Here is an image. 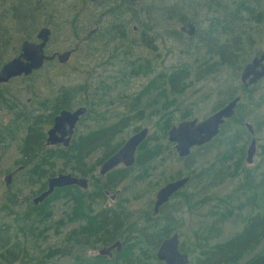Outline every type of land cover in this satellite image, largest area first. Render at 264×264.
I'll return each mask as SVG.
<instances>
[{"label": "trees", "instance_id": "trees-1", "mask_svg": "<svg viewBox=\"0 0 264 264\" xmlns=\"http://www.w3.org/2000/svg\"><path fill=\"white\" fill-rule=\"evenodd\" d=\"M118 1L121 7L134 4L131 0ZM249 2L252 1L240 0L234 4L232 12L226 10L225 13L228 16H225L224 23L213 31L214 43L212 42L211 46L207 45L208 59L202 65L207 74L221 71L222 67L236 70L240 67V63H243L240 62L239 56L244 48L243 35L237 33L236 37L231 36L228 40H222V37L226 38L235 29L237 31L240 29L236 25L241 20L238 19L239 13L245 12L249 20L263 23V18L253 12ZM47 6L39 0H28L25 7L26 26L29 24L37 26L41 10L43 11ZM230 15L237 18H230ZM177 19L184 24L188 22L184 15L178 16ZM108 32L118 33V37L123 38L122 35H127V26L125 23L117 22ZM132 32H135L134 28ZM89 38L84 40L89 43V46H101L111 50L113 54L108 55L111 66L120 63L124 65L116 73H111L108 78L119 82V80H129L131 77L148 74L149 66H135L128 61L130 57L118 63L110 61L111 59L119 60L115 54L123 48L133 47L134 41L128 38L125 42L119 43L116 40L101 38L102 42H97V38ZM248 43L252 42L249 40ZM124 54L128 55L129 52ZM118 75H120L119 80H117ZM188 77L189 67L177 68L169 74H161L150 79L148 84L136 93V105L146 99L147 108H156L154 111L146 112L151 118H157L155 123L158 130L148 135L137 151L133 166H136L138 172L134 175L133 182L146 183L160 180L168 184L173 179L181 177L179 172L166 178L162 171L158 178L153 180V173L159 169L164 157L173 152L167 141V131L175 125L173 123L175 113H181L180 122L190 120V112L183 111L184 107L180 105L178 98L191 84ZM103 84L104 82H100L99 87L92 92L87 85L80 88V91L79 87H60L54 96L46 97L42 102L40 97L36 96L35 100L39 103H25L23 113L20 117H15L16 132L19 131L18 124L25 118L27 122L25 130L20 129L25 131L26 136L20 144H16L17 149L24 156L21 162L17 161L18 165H23L17 169V174H24L26 186L33 188L37 186L38 189L32 198V205L30 201L27 202V207L21 213L13 210L20 205L18 194H14L9 204L6 202L4 205L3 211L8 212L9 219L7 222L0 221V264H163L157 259L156 252L162 241L172 234H177L175 229L178 213L184 208L191 211L208 206L213 200L210 192L214 187V181L216 180V184L224 182L223 178L228 174L230 167H234L235 175H242V181L225 198H217L218 204L209 211L215 223L194 233L187 254L192 253L190 250L193 242V247L197 251L189 264H264V172L252 175L243 167L246 161L247 137L250 134L244 131L243 117L237 115V111H240L242 107L240 101L233 117L225 120L216 137L201 147L193 148L187 157L181 159L193 165L200 160L202 164L199 170L191 167L185 170H189L187 176L190 180L187 186L176 194L178 201L174 204V211L168 203L161 206L156 215H153V205L151 210H137V215H134L135 211H131L128 207L132 200L130 201L127 197L123 201L124 204L118 202L121 200L122 192L114 208H110L112 206L109 207L108 203L106 207L104 206L107 198L103 194L104 190L113 193L119 184H122L128 176H132V168L111 172L104 178L93 172L96 171L97 165L112 157L124 145L117 140V137L131 125L132 120L135 118L137 121L141 120L138 107L135 108V115H126L114 122L102 124L99 128L80 137L71 147H54L46 144V129L53 119L62 110L72 111L80 93L84 96L93 95V99H96L94 94L105 89L100 87ZM254 85L249 86L248 89L243 86L242 91L248 92ZM112 90L113 87H107L108 92ZM236 97H229L219 109ZM84 103L83 105L87 106V113L84 116L90 112L97 113L101 106L100 103L97 108L95 101L85 100ZM12 109L10 107V110ZM25 113L26 117H24ZM6 139L1 136L0 142ZM12 140H18V137ZM215 151L219 166L217 171L210 175V168L204 159L207 157L206 154ZM98 152L102 156L94 164H90L93 154ZM59 162L62 166L56 171ZM61 173L89 177L91 184L86 190L79 187L58 188L42 203L35 205L33 199L48 189V180ZM212 174L215 175L214 178ZM230 178L226 176V179ZM157 186L158 183H156ZM192 187V191L185 190ZM7 188L9 191V187ZM138 197L139 194L134 197V201ZM60 200L66 201V211L63 217L57 220L53 208ZM117 206L118 210H116ZM227 221L241 223L240 230L226 240H218L220 235L218 225ZM119 240L123 247L119 252H115L112 258L99 255L100 249L109 247ZM91 251L97 252L89 254ZM180 252L183 253L181 250Z\"/></svg>", "mask_w": 264, "mask_h": 264}, {"label": "rangeland", "instance_id": "rangeland-1", "mask_svg": "<svg viewBox=\"0 0 264 264\" xmlns=\"http://www.w3.org/2000/svg\"><path fill=\"white\" fill-rule=\"evenodd\" d=\"M24 1L25 3L28 2V0ZM39 1L46 3L48 6L43 11L41 10L37 26L32 24L26 26V40L36 41L40 28L47 26L53 31L49 42V51L75 49V53L71 60H68L67 65L61 66L56 62H50L41 71L26 77V103L30 98H32L30 101L33 103H39L35 100L36 96H39L40 102H42L44 98L54 96L57 90L63 86L79 87L80 91V88L87 85L92 92V90L99 87L100 82H104L100 87L105 89H101L94 94L96 99H93V95L84 96L83 93H80L76 98L73 110L78 106L81 108L80 105L85 107L83 105L85 100L87 102L95 101L97 108L98 104L101 103L97 113L90 112L82 118L77 135L86 134L99 128L102 124L106 125L114 122L123 116H133L136 112L135 108L138 107L141 120L137 121L136 118L132 120L131 125L117 137L118 141L124 143L128 137L143 128L149 129V135L158 130L155 123L157 118H151L147 113L156 110V108H147L148 101L146 99L141 100L136 105V93L145 87L150 79L187 66L189 67L188 81L191 84L183 95L178 97L180 105L184 107L183 111L188 110L190 112V120H203L216 112L220 106H223L229 97L240 96L242 107L240 111H237V115L243 117L245 123L252 126V138L256 141L253 161L251 164H247L245 161L243 167L252 175L254 173L259 175L264 172V79L260 80L248 92H244L242 91L243 85L240 78L245 63L264 51V0H251L252 2H249L253 12L263 18V23L249 20L248 14L245 12L239 13L238 19L241 20L236 25L240 29L238 31L235 29L226 38L222 37V40H228L231 39V36L236 37L237 33L243 35L244 48L239 53L240 62L243 63H240V67L236 70L222 67L221 71L211 74H207L205 67L202 66L208 59L207 45L211 46L212 42L214 43L212 33L216 27L224 23L225 16H228L225 11L232 12L234 4L240 0H141L132 5H124L125 8L119 5L121 3L118 0H98L96 2L90 0ZM180 15H184L188 22L194 24L195 35L193 37H189L187 33L180 31L184 26V23L179 22L177 19ZM239 16L242 17L239 18ZM230 18H237V16L230 15ZM117 22L125 23L127 26L125 39L117 40L118 33L108 32ZM134 27H136V31L132 32ZM91 31H94L92 35H90ZM217 31L219 32V29ZM87 37H95L98 39L97 42H102L101 38H108L110 41L116 40L119 43L125 42L128 38L134 41L133 47L123 48L115 54L119 60L111 59L110 61L118 63L130 57L128 61L134 63L135 66H149L148 74L131 77L129 80H119L120 75H118L117 80L119 82L108 78L111 73H116L124 65L120 63L111 66L108 58V55L112 53L111 50L101 46H89L88 42H84ZM249 40L252 42L251 44L248 43ZM125 52H129V54L126 55ZM107 87H113L112 92H108ZM158 107L160 108L159 104ZM180 119L181 113L176 112L173 123L176 125L180 122ZM244 131L248 132L245 128ZM250 138L251 136L248 135L247 148ZM59 146L63 147V145ZM14 148L17 149V146ZM17 153L16 150L14 157L8 153L7 157H11V159L0 162V221H8V212L3 211V207L6 202L9 204L10 198L14 194L19 195L20 205L13 210L16 213H21L27 207V202L30 201V205H32V198L38 189L37 186H34V188L26 186L24 184V174H17V169L21 166L15 160ZM206 155L207 157L204 160L210 168L211 175V173L217 171L219 160L216 158V151ZM100 156H102L100 152L93 155L90 164H94ZM164 158L159 169L153 173V180L158 178L162 171L164 176L168 178L179 172L181 173L180 176H187L189 170H185L190 167L194 170L201 169L202 162L200 160L196 165H193L191 162L179 159L174 151ZM61 166L62 163L59 162L56 171ZM8 172H16L9 191H7L8 188L5 183V176ZM95 173L98 174V169ZM212 176L215 177L214 174ZM226 176L231 178L226 179ZM226 176L221 184H216V180L214 181V187L210 192V195H213V200L208 205L209 207L206 205L191 211L184 208L176 216L178 223L175 232L179 236V246L183 253L187 254L190 241L195 232H199L200 229L215 223L214 217L210 216L209 211L218 204L217 198H225L242 181V175L237 176L234 174V167H230ZM156 183H158L157 187ZM197 183L199 187L200 181ZM163 184L160 180L146 183L133 182L128 177L123 182L121 187L122 196L118 202L124 204L123 201L127 197L130 201H134V197L139 194V200L131 202L128 206L129 209L135 211L134 215H137V210H151L155 193ZM193 186L195 187L194 182ZM185 190L192 191L193 187ZM117 200L113 202L107 198L105 203H108L109 207L112 206L110 208H114ZM177 201L178 197H174L169 202L172 211H174V204ZM221 208L223 209V207ZM53 209L57 220H59L66 211V201H58ZM116 210H118V206ZM240 224L235 221L219 224L220 235L218 240H226L236 231H239ZM193 243L190 250L192 253L187 254L189 263L193 261L197 251L194 249ZM96 252L91 251L89 254H95Z\"/></svg>", "mask_w": 264, "mask_h": 264}, {"label": "water", "instance_id": "water-1", "mask_svg": "<svg viewBox=\"0 0 264 264\" xmlns=\"http://www.w3.org/2000/svg\"><path fill=\"white\" fill-rule=\"evenodd\" d=\"M95 1V0H90ZM181 32L187 33L189 37L192 36L193 26L186 24L180 29ZM51 37V31L49 29H42L38 35L40 44L26 41L23 47L25 52V61L20 59L14 60L7 64L2 71V81H8L11 77L17 76L24 72L26 76L32 74L35 70H39L44 66L45 61L53 60L55 56L49 57L45 54V47ZM71 52H64L59 54L60 62H64L69 58ZM251 76V78H250ZM264 77V52L260 57H254L247 63L241 72V82L243 86H251L256 84ZM249 79L248 84L245 82ZM240 101V97L234 98L223 108L212 113L203 120L192 119L181 121L177 125L172 126L167 131V140L174 144V148L177 155L180 158L187 157L191 150L195 147H201L202 145L210 142L220 132V127L225 120L233 117L235 108ZM84 109H78L75 112L64 111L60 117L55 120L56 128H60L63 121L66 122V131L62 133L63 136H68L67 142L70 141L73 134L76 123L80 116L83 114ZM244 127L248 133L253 136V128L249 123H244ZM55 129L49 131V140L55 133ZM148 129L145 128L138 133L131 136L123 145V147L112 157L108 158L100 169V174L109 171L118 164H124L125 166L132 165L134 162V151L138 144H140L146 137ZM64 139V138H61ZM49 143V142H48ZM256 151V141L251 137L248 148L246 150V163L251 164ZM9 175L8 178H10ZM189 181L188 177L179 179L177 181L168 183L163 188H160L156 194V201L154 203V212H157L158 207L167 202L173 193L182 188ZM80 186L85 188L87 181L84 178L74 177L71 174H59L48 180V189L44 191L37 199L36 203L43 202L47 197L55 192L58 188ZM119 244L116 243L109 248L100 250V255L109 253L113 249H118ZM104 256V255H103ZM156 257L163 264H189V257L185 253H181L179 250V236L178 234H172L169 238L162 241L157 249Z\"/></svg>", "mask_w": 264, "mask_h": 264}, {"label": "flooded vegetation", "instance_id": "flooded-vegetation-1", "mask_svg": "<svg viewBox=\"0 0 264 264\" xmlns=\"http://www.w3.org/2000/svg\"><path fill=\"white\" fill-rule=\"evenodd\" d=\"M25 7H26V3H25L24 0H0V137L2 136V137H6L7 138L6 141L0 142V162L5 161V160L9 161L11 159V157H7L9 155L8 153H10L12 155V157H14L16 150H17L18 153H17V156H16L15 160L21 162L24 159V156L20 152V150L19 149H15L14 147L16 146V144H20V141L26 136L25 131H20V129H24L25 130V125L27 123L26 122V118L24 119V121L22 123L18 124L19 131L16 132V130H15V117L16 116L20 117V115L24 111V109H23L24 108V104L26 103L25 102V80H26V77H30V76L34 75L35 73L41 71L45 67V65L47 63H50V62H53V63L56 62V63H58L61 66L67 65L68 60H71L73 54L75 53V49H71V50H67V51H58V50L49 51L48 47H49V42L51 40L53 31H52L51 28H49L47 26H44V27L40 28L39 32L37 33L36 41L26 40V38H25V32H26V8ZM44 28L49 29L51 31L50 40H49V42L47 43V45H46V47L44 49L45 54L47 56H49V57H52V56L56 55V57L53 60L45 61L44 66L42 68H40L39 70H35L32 74H30L28 76H26L24 74V72H23V73H21L18 76L10 78L8 81H2L1 80L2 79L1 74H2L3 68L7 64H9L10 62H12L14 60H17V59H20L21 61H25V57H24L25 52L23 50L25 42L29 41V42H33V43H36V44H40V40L38 38V35H39L40 31L42 29H44ZM134 30L136 31V27H134ZM93 33H94V31L90 32L91 35ZM122 37L123 38H121L119 36L118 40L124 39L126 37V35H124V36L122 35ZM64 52H71V55L64 62H60V59H59L58 55L62 54ZM263 52L264 51H262L259 55L254 56V57H260V55ZM250 61H248L247 63H249ZM247 63H245V65ZM250 78H251V76H250ZM250 78L246 79L245 82L247 84H248V81H249ZM262 79H264V77ZM15 83H17V84L15 85ZM247 87H249V86H247ZM31 99L32 98L28 99V101H30ZM30 102L33 103L32 101H30ZM9 104H10V106H9ZM10 107L13 108V109L10 110ZM78 108L72 110L71 112L77 111ZM24 117H26V113L24 114ZM55 120L56 119L54 118L52 123L46 129V131H47L46 144L52 145V146H59V145L65 146L64 144L67 141L68 136H63L62 133H65V131L67 129V128H65L66 127V122L63 121L61 123V125H60V128H56ZM81 123H82V116L79 118L78 122L76 123L74 131H73V134L71 136V139H70L69 142H67L68 145L65 146V147H71L75 143V141L77 142L80 137H82V136H84V135H86L88 133L87 132L86 134L77 135L78 128H79V125ZM55 128H56V130H55L54 135L51 138L52 140L48 141L49 138H50L49 137V131L51 129H55ZM143 129H145V128H143ZM143 129H141V130H143ZM141 130H139V131H141ZM138 132H136V133H138ZM136 133H134V134H136ZM133 135H131V136H133ZM148 135H149V129H148V133H147L146 137ZM16 136L18 137V140H12V138L14 139V138H16ZM130 137H128L127 140ZM61 138H64V139H61ZM145 138L143 139L141 144L144 142ZM126 141H124V143ZM170 145L172 147V150L177 155V152H176V150L174 148V144L170 143ZM93 155H95V154H93ZM134 157L135 158H134V162H133L132 165L125 166L124 164L120 163L117 166H115L112 169H110L109 171L104 172L103 174H100L101 166L107 160V159H105L103 162H101L99 165H97L98 174L101 177L104 178L105 176H107L111 172H114V171L116 172V171H118L120 169H124V168H132L133 175L132 176H128V177L133 181V179L135 178L134 175L138 172L137 168H135L136 166H133L134 163H135V159H136L137 155L134 156ZM177 157L179 159L185 158V157L180 158L178 155H177ZM20 167H23V165H21ZM135 171H136V173H134ZM95 172L96 171H94L93 174H96ZM15 174H16V172H12V173L6 174L5 183L7 184V187L11 186L10 184H12V182L14 180V177H15ZM9 175H11L10 178H8ZM73 175L77 176V174H73ZM185 177H188V176H185ZM185 177L181 176L179 178L173 179L172 181L174 182V181H177V180L185 178ZM83 178L87 181V185H86L85 188L80 187V186H75V185L74 186H70V187H79V188H82L84 190L88 189L89 185L91 184V179L89 177H83ZM123 182H122V184H123ZM187 183L182 188H180L178 191L173 193L172 196L168 199L167 202L161 204L158 207L157 212H154V209H152L153 210V215H156L159 212V209H160L161 206H163L164 204H168L176 196V194L178 192L182 191L187 186ZM122 184H119V187H117L116 190L113 193H110L108 190H104L103 194L106 196L105 198H108L111 201L115 202L121 195ZM165 185L166 184H163L161 187L163 188ZM158 190H157V192H158ZM157 192L155 193V198H154V201H153V208H154V203L156 201ZM139 198L140 197H138L136 201L132 200V202H137L139 200ZM104 206L106 207L107 203H104ZM118 246H119V248L117 250L113 249V250L109 251V253L102 254V255H105V256H107L109 258H112L115 252L117 253V252H119L122 249V247L120 245H118ZM106 248H108V247H106Z\"/></svg>", "mask_w": 264, "mask_h": 264}, {"label": "bare ground", "instance_id": "bare-ground-1", "mask_svg": "<svg viewBox=\"0 0 264 264\" xmlns=\"http://www.w3.org/2000/svg\"><path fill=\"white\" fill-rule=\"evenodd\" d=\"M96 1H98V0H95V2ZM133 3H138L140 0H131ZM191 24L192 26H193V31H192V36L191 37H193L194 35H195V26H194V24L193 23H191V22H187L186 24ZM186 24H184V26L186 25ZM183 26V27H184ZM37 37V36H36ZM20 75V74H19ZM18 76V75H17ZM15 77V76H14ZM11 78H13V77H11ZM242 83V82H241ZM243 85V84H242ZM245 87V86H244ZM245 88H247L248 89V87H245ZM240 99H241V97H240ZM227 105V104H226ZM223 108V107H222ZM78 109H84V112H83V114L81 115L82 117L87 113V108L86 107H81V108H78ZM64 111H67V112H71L70 110H62L56 117H55V119L57 118V117H60L61 116V113L62 112H64ZM80 116V117H81ZM141 146V143L140 144H138V146L136 147V149H135V151H134V156H136L137 155V151H138V149H139V147ZM123 147V146H122ZM121 147V148H122ZM120 148V149H121ZM253 161V160H252ZM61 174H65V173H61ZM69 174H71V173H69ZM59 175V174H58ZM72 175V174H71ZM73 176V175H72ZM74 177H77V176H74ZM78 178H83V177H78ZM189 178V177H188ZM189 180H190V178H189ZM173 182V181H172ZM169 183H171V182H169ZM11 185V184H10ZM9 185V186H10ZM167 185V184H166ZM162 188V187H161ZM40 196V195H39ZM39 196H37V197H35L34 199H33V203L35 204V205H38V204H40V203H42V202H39V203H36L35 202V199H37ZM116 243H118L121 247H123V244H122V242L119 240V241H117ZM116 243H114V244H116ZM113 244V245H114ZM113 245H111V246H113ZM111 246H109V247H111ZM108 247V248H109ZM104 248H106V247H104ZM103 249V248H102ZM102 249H100V250H102ZM100 250L98 251V253H99V255H100Z\"/></svg>", "mask_w": 264, "mask_h": 264}]
</instances>
